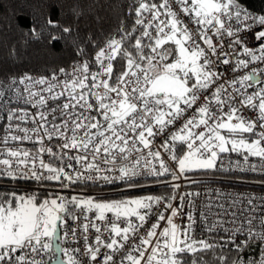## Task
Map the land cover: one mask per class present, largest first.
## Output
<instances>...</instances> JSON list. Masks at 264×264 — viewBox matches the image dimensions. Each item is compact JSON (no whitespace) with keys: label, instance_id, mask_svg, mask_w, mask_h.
Masks as SVG:
<instances>
[{"label":"snow or ice","instance_id":"6c2138e0","mask_svg":"<svg viewBox=\"0 0 264 264\" xmlns=\"http://www.w3.org/2000/svg\"><path fill=\"white\" fill-rule=\"evenodd\" d=\"M244 5L15 0L0 264H264V194L194 178L264 174V9ZM145 180L165 192L123 194Z\"/></svg>","mask_w":264,"mask_h":264},{"label":"trees","instance_id":"16d2710c","mask_svg":"<svg viewBox=\"0 0 264 264\" xmlns=\"http://www.w3.org/2000/svg\"><path fill=\"white\" fill-rule=\"evenodd\" d=\"M14 2L15 0H0V5H2L0 6V21H2V23H0V27H4L5 25L11 23L13 19V8L11 7V5ZM244 2H245L244 6L248 7L249 10L251 11L259 12L261 9H264V0H244ZM102 14L105 15L106 17L112 15V13L110 12H102ZM36 56L37 54H30L27 57L26 62L39 68V65L40 63H42V61L38 60ZM9 66H11V64H9ZM211 174L223 175V173L221 172H216ZM6 180L0 179V191H7L13 188V184L10 183L8 180L7 181ZM143 185H144L143 187L133 189L123 194L126 196H143V195H159L165 192L164 186L158 184L150 185V182L148 180L143 181ZM20 191H23V188H20ZM45 193H46L45 189H40L41 196L45 195ZM106 194L110 198H115L118 196L119 192H113L108 190Z\"/></svg>","mask_w":264,"mask_h":264},{"label":"built area","instance_id":"2783aa9c","mask_svg":"<svg viewBox=\"0 0 264 264\" xmlns=\"http://www.w3.org/2000/svg\"><path fill=\"white\" fill-rule=\"evenodd\" d=\"M232 160L237 159L235 155L231 157ZM252 162H257L255 158H252ZM223 175H215L211 173H201L194 176L195 179L201 181L202 185L210 187L222 188L225 191H239V192H254L257 194H264V184L260 181L264 179V174L251 171L240 172L238 170L230 172H221ZM6 180V179H1ZM7 181V180H6ZM4 181V182H6ZM150 185H156L150 183ZM148 186V185H145ZM38 187V186H36ZM195 187V186H193ZM110 191H113V186H107ZM113 192H119L118 190Z\"/></svg>","mask_w":264,"mask_h":264}]
</instances>
